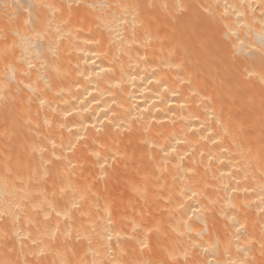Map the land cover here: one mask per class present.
Segmentation results:
<instances>
[{
	"label": "bare ground",
	"instance_id": "1",
	"mask_svg": "<svg viewBox=\"0 0 264 264\" xmlns=\"http://www.w3.org/2000/svg\"><path fill=\"white\" fill-rule=\"evenodd\" d=\"M0 264H264V0H0Z\"/></svg>",
	"mask_w": 264,
	"mask_h": 264
}]
</instances>
